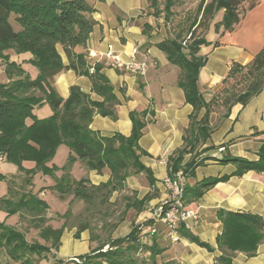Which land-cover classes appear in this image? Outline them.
<instances>
[{
	"label": "trees",
	"instance_id": "1",
	"mask_svg": "<svg viewBox=\"0 0 264 264\" xmlns=\"http://www.w3.org/2000/svg\"><path fill=\"white\" fill-rule=\"evenodd\" d=\"M96 1L101 0H0V58L6 59L5 73L8 79L7 83H0V157L13 162L22 173L20 180H17V176L6 180V194L0 197V210L6 215L29 214L32 219H43L48 204L37 192L27 188L37 171L54 178L51 187L60 197L72 194L74 198L82 200L87 208L97 201L99 204L107 203L114 191L124 188L128 176L144 172L150 184L154 183L149 168L140 161L144 151L138 145L143 128L151 120L149 116L153 115V111L143 109L130 112L131 130L128 135L116 132L110 136H101L89 127L94 113L113 115L114 106L119 102L111 84L101 72L102 65L95 64L93 73H89V64L84 57L72 53L75 46L85 44L95 25L91 14L95 10ZM148 1L156 17L162 14L165 22L170 19L175 0H164L161 9L157 7L156 0ZM245 1H203L197 6L196 15L187 21V26L179 27L173 35H167L156 43L167 60L179 67L177 85L182 88L185 100L192 105L183 145L167 160V176L173 177L181 170L185 177L181 197L185 207L198 200L217 182L229 178V175H221L208 176L193 184L186 181L194 177L195 168L204 163L206 158L201 154L211 148L210 145L199 148L207 142L212 132L210 114L222 107L224 115H227L233 104H245L260 93L264 86L263 45L247 64L231 63L221 87L208 101L202 98L198 88V72L205 63V58L198 51L206 40L203 34L196 33V29L201 28L202 32L207 30L214 13L223 10L221 20L214 24V28L218 30L222 26L223 31H232L244 13H239L238 6ZM255 3L252 1L246 9L252 8ZM13 24L17 25V29ZM187 35L189 37L182 44ZM59 47L68 57L67 64L62 61ZM6 51L28 53L30 57L27 62L36 68V76L31 78L21 65L9 60ZM63 69L88 74L92 92L101 99H92L76 85L70 86L68 95L63 98L54 86V77ZM43 105L50 108V114L38 117L34 109ZM59 145H65L69 153L60 167L62 174L56 176L54 171L57 167L48 166L47 163ZM188 153L189 159L184 160ZM257 155L256 160H249L227 152L218 161L231 163L234 166L232 175L240 176L249 170L264 171V140ZM77 160L82 161L88 171L100 173L107 169L108 179L93 184L87 176L72 178L69 169ZM23 161L33 162L34 167L24 168ZM5 179L0 173V180ZM14 185H19L20 190L14 189ZM148 200V194L141 199L129 200L126 209L132 207L141 211ZM216 216L222 223V231L216 237L221 253L214 258L213 264H234L232 257L236 251L253 256L263 237V216L222 208L216 210ZM150 224V219L143 224H132L128 233L90 249L79 256V262L73 261V264H181L176 259H161L158 262L157 258L163 248L155 240L140 241V236L150 233ZM142 227L147 228V232H142ZM84 228L81 226L76 235ZM62 232L63 228L43 226L39 235L45 242L28 241L22 230L0 221V255L7 258L6 262L0 260V264H38L36 257L57 250ZM177 232L211 249L208 244L192 236L183 223L179 224ZM104 244L108 245L105 250ZM138 253L146 255L139 257Z\"/></svg>",
	"mask_w": 264,
	"mask_h": 264
},
{
	"label": "crops",
	"instance_id": "2",
	"mask_svg": "<svg viewBox=\"0 0 264 264\" xmlns=\"http://www.w3.org/2000/svg\"><path fill=\"white\" fill-rule=\"evenodd\" d=\"M252 1L256 2L255 5L244 11L232 31H223L222 27L215 30L214 24L220 21L223 13V10H219L204 33L206 42L200 45L198 54L205 58V63L199 69L197 83L205 101L221 87L232 62L247 64L264 45V1ZM94 7L91 16L95 25L85 44L75 46L72 53L82 55L88 64L102 65L101 72L108 79L119 102L114 106L113 115L94 113L89 124L90 129L101 136H110L116 132L128 135L131 130L130 112L143 109L153 111V115L149 116L151 120L143 128L138 145L144 151L140 161L149 168L154 183L150 184L144 172L128 176L125 180V186L137 191V199L149 195L144 209L139 211L138 217L144 220L151 216V207L168 194L169 190L163 184V179L168 173L167 160L183 145L192 105L185 100L182 88L177 85L179 67L170 63L164 52L156 47V43L167 34L161 18L153 14L148 0H101L96 1ZM58 49L63 63L67 64L68 57L61 47ZM89 50H93L97 55L90 57ZM107 52L117 54L125 61L131 58H153L156 63L144 74H131L120 66H111L110 60L105 56ZM16 55L17 58L10 60L21 62L19 55L26 61L30 57L28 53ZM72 85L78 86L92 99H101L92 92L88 74L63 69L54 77V86L63 98L68 95ZM44 107L48 106L43 105L35 109ZM209 120L212 132L207 142L199 148L209 145L211 148L201 154L206 158L204 163L198 165L194 177H189L186 181L193 184L208 176L221 175H229V178L217 182L198 200L186 204V208L197 214V220L188 218L184 226L192 236L208 244L211 249L181 235L176 241H172L168 230L158 224L156 232L146 238L148 242L155 240L163 248L160 255L162 260L176 259L181 264H213L214 258L221 253L216 244V237L222 231V223L216 216V210L219 208L252 212L264 218V171L249 170L236 176L232 175L234 166L231 163L218 161V158L227 152L249 160L257 159L259 146L264 140V86L260 93L245 104H233L227 115H224L222 107L216 109L210 114ZM66 157L67 154H64L61 164L65 162ZM189 157L188 153L184 160ZM2 161L4 159L1 158L0 162ZM75 165L77 161L73 164ZM22 166L31 169L34 163L23 161ZM0 173L6 177L5 180H0L2 197L7 191L6 180L12 176H17V180H20L22 173L17 166L8 170L0 167ZM108 177L107 169L100 173L90 170L88 174L93 184L105 182ZM31 181L33 183L34 175ZM7 217L6 213L0 210V221H6ZM142 232H147V228L143 227ZM262 232L263 237L255 254L247 256L236 251L232 257L234 264H264V226ZM92 243L86 230L78 235L74 228L65 230L60 237L54 258L67 260L85 254L93 247Z\"/></svg>",
	"mask_w": 264,
	"mask_h": 264
},
{
	"label": "rangeland",
	"instance_id": "3",
	"mask_svg": "<svg viewBox=\"0 0 264 264\" xmlns=\"http://www.w3.org/2000/svg\"><path fill=\"white\" fill-rule=\"evenodd\" d=\"M156 1L157 7L161 9L164 0ZM203 1L206 2L209 0H175V4L171 8L172 15L168 21L165 22L163 19V15H159L162 23L164 24L166 34L173 35V33L176 32L179 27L187 26V21H190V19H192L196 15L197 6ZM251 2L252 0H247L241 3L240 6H238L239 13H243ZM217 12L214 13L210 22L214 19V16ZM13 25L14 28L17 29V25ZM220 27L222 26H219V28ZM205 31L202 32L201 28L196 29L197 34L201 33L204 35ZM188 37L189 35H187L186 38L182 40V44H185V41ZM6 52L9 53V60L10 58H15L17 56L16 54H13V51ZM19 58L21 59V62H16L21 65L24 72L29 74L31 78L35 77L37 73L36 68L26 60H23L22 55H19ZM5 67L6 59L0 58V83L8 82L5 73ZM49 111V107L35 109V113L39 117L48 115ZM68 153L69 149L67 147H65L64 145L60 147L59 145L56 148L54 156L50 161H48V166L54 165L57 167V169L54 171L56 176L62 174V170L60 167L65 162H62L61 164V160L63 155ZM75 162L72 163L69 169L70 176L74 179H79L80 177L85 176L88 177L89 171L86 169L82 161L77 160V165L73 166ZM0 167L8 170L16 168V165L13 162L4 160L0 162ZM54 181V178L50 175L42 174L41 171H37L34 174L33 183L31 181V183L27 185V188L28 186L30 187L28 189H31L33 192H37L39 196L48 204L47 209L43 213V219H39L38 217L37 219H32L31 215L29 214L24 216L20 214H12L7 215L8 219L4 221L7 224L15 226L19 230H22L25 233L28 241H39L44 243V239L39 235L40 228H42L43 226L45 227L49 225L52 228H63V231H69L71 228H74L76 233L81 226H84L85 228L83 230L88 231L90 239L92 238V236H94V240H92V248H94L96 246H99L100 244L109 242V240L112 238H117L119 236L125 235L131 229L132 224H143L145 220L149 219L146 218L143 220L142 218H139V211H137L135 208L130 207L126 209V203L129 200L131 201L133 199H137L136 196L138 194L137 191L132 190L130 187L124 186V188H122L121 190L114 191L105 204H99V202L97 201L95 205L87 208L86 204L82 200L74 198L72 194H66L63 197H60L59 193L51 187L54 185ZM17 186L18 185H14V189L20 190V188ZM128 198L129 200H127ZM154 206H152L151 208L153 209ZM66 211L67 213H65ZM31 220H35V222L32 223ZM147 235H150V233H144L142 236H140V241H147ZM105 245L107 244H104V246ZM103 249L105 250L104 247ZM51 252L53 253H48L36 258L34 257L36 259L35 261L38 264H73V261H80V255L71 257L67 260H58L54 258L56 252ZM137 255L139 257H143L146 254L138 253ZM0 260L2 262H6L7 258L3 254H1ZM157 260L158 262H160L161 258L158 257Z\"/></svg>",
	"mask_w": 264,
	"mask_h": 264
},
{
	"label": "built area",
	"instance_id": "4",
	"mask_svg": "<svg viewBox=\"0 0 264 264\" xmlns=\"http://www.w3.org/2000/svg\"><path fill=\"white\" fill-rule=\"evenodd\" d=\"M90 57H95L97 54L93 50L88 51ZM110 61L109 64L113 67L120 66L125 71L131 74H144L151 65H155L156 61L153 58L122 60L117 54L107 52L105 55ZM94 63H89L88 72L93 73ZM1 159V157H0ZM185 177L181 170H178L173 177L165 176L163 184L168 191L167 196L156 204L149 219L151 224L148 227L150 233L156 232L158 224H162L167 230L172 241L178 239L177 227L179 224H185L188 218L193 221L197 220V214L186 208L182 201L183 185ZM108 245H105L106 249Z\"/></svg>",
	"mask_w": 264,
	"mask_h": 264
}]
</instances>
